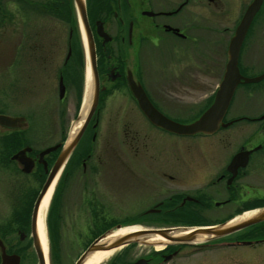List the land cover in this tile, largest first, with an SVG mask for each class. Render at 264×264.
Returning a JSON list of instances; mask_svg holds the SVG:
<instances>
[{"label":"flooded vegetation","instance_id":"obj_1","mask_svg":"<svg viewBox=\"0 0 264 264\" xmlns=\"http://www.w3.org/2000/svg\"><path fill=\"white\" fill-rule=\"evenodd\" d=\"M67 1L73 3L75 9L74 2ZM252 1L84 0L95 50L99 98L102 94L126 96L127 102L118 105L114 116L124 112L127 144L133 150V160L139 162V168H144L141 172L145 189L151 190L149 204L146 208L139 207L132 218H141L143 228L178 229L153 242L161 245L160 248L131 242L116 248L100 264H264V220L205 240L183 241L180 238L185 228L234 223L242 219L241 214L264 207V187L252 179L260 168L264 169V139L256 144L238 145L224 160L216 159L221 163L218 172H210L203 166L211 159L209 157H214L210 151L193 150L182 155L186 151L173 150V145L168 151L161 150L164 135L177 134L153 125L131 91V83L139 85L151 105L172 121L187 124L196 120L213 102L225 72L230 40ZM64 5L70 7L67 2ZM30 8L22 7L19 11L23 9L22 15L29 16ZM42 10L45 14L54 15L51 10ZM64 21L67 23L66 19ZM76 21L83 43L78 17ZM263 22L264 0L254 13L239 47L237 66L243 76L247 72L244 62L251 59V46L259 41V28ZM72 31L70 28L69 37ZM67 58L66 55L65 60ZM153 66L155 69L151 68ZM214 77L219 81L212 85ZM60 78L63 82L61 74L58 76V92ZM202 79H206L208 88L211 85L213 89L198 105L202 110L192 115L197 101L185 102V99L188 95L191 96L189 98L196 95L198 85L203 84ZM227 111L222 122L228 125L220 128L247 119L227 117ZM99 114L98 102L66 164L89 130L97 127ZM25 120L15 127L0 124V264L3 263V255L17 256L18 264H39L37 250L42 245L37 230L35 202L61 146L42 158L39 153L47 147L63 144L67 138H61L41 150L34 149L30 143L19 146L17 142ZM150 128L156 131H149ZM96 137L93 133L91 141L95 142ZM148 140L155 142L151 149L144 143ZM221 142L225 143L226 139ZM24 147H30V151L25 153L32 162L28 171H24V165L13 158ZM245 151L249 152L246 159L239 158L234 163L236 165L232 164L234 156ZM90 158L91 151H85L80 167L75 168L87 180L98 170L88 167ZM66 171L64 166L59 172V180L65 181ZM201 180H207L204 187L189 188ZM180 186H183L182 190ZM158 190L161 191L157 194L155 191ZM81 191V208L90 215V210L94 209L92 200L98 195L93 193L89 183H83ZM50 211L49 208L44 219L46 238V218L50 217ZM89 218H93L92 215ZM111 227L103 229L95 237Z\"/></svg>","mask_w":264,"mask_h":264},{"label":"rangeland","instance_id":"obj_2","mask_svg":"<svg viewBox=\"0 0 264 264\" xmlns=\"http://www.w3.org/2000/svg\"><path fill=\"white\" fill-rule=\"evenodd\" d=\"M28 2L32 3L29 5ZM66 2L71 14L67 12L65 16ZM72 4L67 0H0V113L25 117L18 139L24 144H33L36 150L68 137L71 126L82 113L83 101L87 100L85 50L77 31V16ZM22 7H31L29 16L22 15L23 9L19 11ZM43 8L51 10L54 15L43 13ZM70 28L73 30L71 37ZM259 37V41L251 46L250 61L244 62L247 77L264 73V22L259 28ZM69 48L71 53L65 60ZM78 53H81L79 60ZM151 68L155 69V66ZM59 74L63 76L65 85L62 99H59L57 89ZM218 81L215 78L211 83L215 85ZM202 82L196 95L193 98L188 95L185 99V102L197 101L192 115L202 110L198 105L213 89L211 85L208 88L206 79ZM115 96L101 95L97 127L89 130L65 165V181L59 180L61 177L58 176L54 183L47 207V211L51 209V215L46 218L47 264H73L86 244L112 225L114 229L116 225L144 227L141 218L132 217L139 207L146 208L149 204L151 190L145 189L141 172L144 168H139V162L133 160V150L127 144L125 132L128 128L125 127L124 112L114 116L118 105L127 102V98L120 94ZM262 115L264 79L242 83L234 92L226 116L247 119L220 128L213 134H165L163 145L159 144L163 151H168L170 145H173V150L186 151L182 155L193 150L210 151L215 158L209 157L211 159L203 166L208 167L210 172H218L221 163L216 159L224 160L242 143L251 145L264 139ZM154 129L148 130L156 131ZM93 133L97 136L95 142L90 138ZM222 139L226 142L222 143ZM152 141L144 142L148 149L155 144ZM21 143L17 142V145ZM85 151H91L88 167L98 168L96 175H90V180L84 179L75 169L80 167ZM257 172L252 179L255 184L264 187V169L260 168ZM206 182H194L189 188H202ZM83 183H89L93 193L98 195L92 200L94 209L90 210V215L93 218H89V212L81 208ZM180 187L182 190L183 186ZM159 191L155 192L158 194ZM87 206H90L89 202ZM52 235L57 238L58 261L51 259Z\"/></svg>","mask_w":264,"mask_h":264},{"label":"water","instance_id":"obj_3","mask_svg":"<svg viewBox=\"0 0 264 264\" xmlns=\"http://www.w3.org/2000/svg\"><path fill=\"white\" fill-rule=\"evenodd\" d=\"M75 4L76 13L80 23V29L82 32V37L84 41V49L86 54L87 62V76H88V85H87V101L86 108L82 115V121L78 129L69 135L63 144H56L46 149L42 150L39 153V157L42 158L47 153L56 150L61 146L60 152L51 168L48 172V175L43 183V186L38 194L37 200L35 202L36 213L39 209L42 198L48 191L51 184L55 181L60 170L66 163L69 155L74 150L77 145L83 131L85 130L90 118L93 115L98 103L99 98V82L97 78V69H96V57L94 44L92 41L91 31L87 24L86 13H85V4L84 0H72ZM262 0H253L248 6L244 16L242 17L240 23L238 24L236 31L233 37L230 40L228 47V61L226 63V68L222 80L220 81L218 88L215 92L213 102L211 105L206 108L203 113L194 121L182 124L175 121H172L164 117L159 113L149 102L148 98L144 94L143 90L139 85L131 83V91L136 98L140 109L146 115L147 119L155 126L161 127L169 132H172L177 135H195V134H213L220 127H225L227 123H223L222 119L228 109L231 98L235 91V88L239 83H254L264 79V73L255 77H245L239 73L237 66V59L239 54V47L247 30V27L254 15V13L259 9ZM102 35V34H101ZM70 54V49L68 50V56ZM65 92V86L62 82V79L59 80V98H62ZM81 115L78 117V119ZM261 116V118H263ZM24 121V117L17 116H7L0 114V124L8 127H15L21 122ZM257 149V147L255 148ZM30 151V147H24L20 149L13 158L18 160L24 165V171H28L31 167L32 162L26 156V152ZM248 151L237 153L233 160L232 164L237 161V159H246ZM236 165V164H234ZM244 165V162L241 163ZM37 215V214H36ZM242 217V216H241ZM35 219V218H34ZM37 219V218H36ZM264 220V207L255 209L242 219L234 223H224L220 225H214L211 227H197V228H185L184 234L180 237L183 241H194V240H205L207 238L215 237L222 235L224 233L233 231L237 228H241L252 223ZM37 221V220H36ZM122 228L121 225H116L115 229H109L106 232L102 233L96 237L85 250L79 255L76 261L73 264H83L87 257L94 253L95 251L101 250L103 248H113L126 245L131 242L139 243H148L155 245L153 242H149L148 239L151 236H162L166 237L167 232H176L178 229H154V228H145L141 230H136L128 232L126 234H121L114 236L110 239H107V236L113 233L116 229ZM173 240L176 237L172 238ZM39 243V240H38ZM38 262L39 264H47L45 259V254L43 248L37 250ZM2 264H18V257H11L3 255Z\"/></svg>","mask_w":264,"mask_h":264},{"label":"bare ground","instance_id":"obj_4","mask_svg":"<svg viewBox=\"0 0 264 264\" xmlns=\"http://www.w3.org/2000/svg\"><path fill=\"white\" fill-rule=\"evenodd\" d=\"M87 80H88V76H87ZM88 85V82H86V87ZM86 101H84V107L82 109V113H81V117L79 119H77L73 125L71 126V129H70V134H73V132H75L78 127L80 126L81 124V119H82V115L85 111V108H86ZM54 183L55 181L51 184V186L49 187L48 191L46 192V194L44 195V197L42 198L41 200V203L39 205V209H38V212H37V230H38V236H39V239H40V243L42 245V248H43V252L45 254L46 252V237H45V230H44V219H45V214H46V211H47V207H48V204H49V200L51 198V194H52V191H53V187H54ZM249 213H244L242 215V217H245L247 216ZM241 217V218H242ZM141 229H145L143 227H122L120 229H116L115 231H113L112 234H110L109 236H107V239H110L114 236H118V235H121V234H126L128 232H132V231H136V230H141ZM162 239V236H151L148 241L149 242H158L159 240ZM161 245H158L155 243V248H160ZM116 248L118 247H113V248H103L101 250H98V251H95L94 253H92L91 255H89L87 257V259L85 260V262L83 264H99L101 263L102 261H104ZM46 258V256H45Z\"/></svg>","mask_w":264,"mask_h":264},{"label":"trees","instance_id":"obj_5","mask_svg":"<svg viewBox=\"0 0 264 264\" xmlns=\"http://www.w3.org/2000/svg\"><path fill=\"white\" fill-rule=\"evenodd\" d=\"M69 9H70V7L66 10V12H68V15L71 14L69 12ZM74 52H75V47H74ZM79 59H81V53H78V60ZM22 141L23 140L19 139V143H21ZM21 144H23V142ZM51 243L53 245V249H51V259H52V261H54V260L58 261L59 258H60V255L58 254L59 250H58V247H57L58 244H57L56 236H54V235L51 236Z\"/></svg>","mask_w":264,"mask_h":264}]
</instances>
